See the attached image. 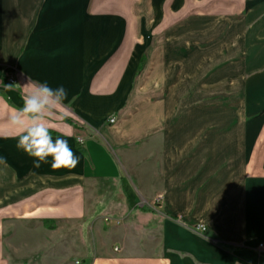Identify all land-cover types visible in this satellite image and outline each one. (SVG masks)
<instances>
[{"label":"crops","instance_id":"obj_1","mask_svg":"<svg viewBox=\"0 0 264 264\" xmlns=\"http://www.w3.org/2000/svg\"><path fill=\"white\" fill-rule=\"evenodd\" d=\"M29 79L76 168L16 147ZM0 160V264L22 214L87 228L84 264H264V0H0Z\"/></svg>","mask_w":264,"mask_h":264},{"label":"clouds","instance_id":"obj_2","mask_svg":"<svg viewBox=\"0 0 264 264\" xmlns=\"http://www.w3.org/2000/svg\"><path fill=\"white\" fill-rule=\"evenodd\" d=\"M12 87V85H9ZM23 104L13 109L8 117L9 125L16 129L18 141L16 147L33 158L34 168L48 164L53 170H72L79 164V157L69 146L68 140L57 136L53 139L52 130L56 125L49 122L64 107L67 91L63 86L51 88L47 82L36 83L29 79L23 85ZM63 119V113H60ZM114 119L109 116V120ZM0 163H3L0 160Z\"/></svg>","mask_w":264,"mask_h":264},{"label":"rangeland","instance_id":"obj_3","mask_svg":"<svg viewBox=\"0 0 264 264\" xmlns=\"http://www.w3.org/2000/svg\"><path fill=\"white\" fill-rule=\"evenodd\" d=\"M23 219L29 223L19 224V219L10 218L12 223L5 231L8 264L87 263L82 258L88 247L89 230L79 222L38 219L34 214H22Z\"/></svg>","mask_w":264,"mask_h":264},{"label":"built area","instance_id":"obj_4","mask_svg":"<svg viewBox=\"0 0 264 264\" xmlns=\"http://www.w3.org/2000/svg\"><path fill=\"white\" fill-rule=\"evenodd\" d=\"M8 81H9L10 84H14L15 83V78L11 76ZM109 123H111V124L114 123V119H112L111 121H109ZM79 143L82 144L83 141L82 140H79ZM159 199H161V198H159ZM195 232L197 234L204 235L206 233V227H205V225H203V224L197 225L195 227ZM262 247H263V245L260 246V248H262Z\"/></svg>","mask_w":264,"mask_h":264}]
</instances>
